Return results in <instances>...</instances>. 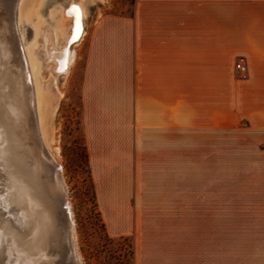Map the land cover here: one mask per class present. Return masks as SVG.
I'll use <instances>...</instances> for the list:
<instances>
[{
    "label": "crops",
    "instance_id": "0c3cea01",
    "mask_svg": "<svg viewBox=\"0 0 264 264\" xmlns=\"http://www.w3.org/2000/svg\"><path fill=\"white\" fill-rule=\"evenodd\" d=\"M81 102L108 234L133 236L135 264H216L215 231L191 254L190 133L241 126L264 146V0H135L97 16Z\"/></svg>",
    "mask_w": 264,
    "mask_h": 264
},
{
    "label": "rangeland",
    "instance_id": "374dc122",
    "mask_svg": "<svg viewBox=\"0 0 264 264\" xmlns=\"http://www.w3.org/2000/svg\"><path fill=\"white\" fill-rule=\"evenodd\" d=\"M41 1L30 19L23 12L18 19L30 27L25 46L33 70L40 73L39 94L45 96L39 101L41 130L49 157L61 163L77 250L83 264H135L133 236H110L97 206L81 102L87 29L103 13H131L135 0H83L85 32L71 45L75 61L66 74L56 76L49 74L53 61L43 58V35L54 29L56 41H63L59 20L70 0ZM190 135L191 208L184 213L189 215L191 254L199 237L215 231L216 264H264V146H249V129L241 126L215 136Z\"/></svg>",
    "mask_w": 264,
    "mask_h": 264
},
{
    "label": "bare ground",
    "instance_id": "6f19581e",
    "mask_svg": "<svg viewBox=\"0 0 264 264\" xmlns=\"http://www.w3.org/2000/svg\"><path fill=\"white\" fill-rule=\"evenodd\" d=\"M21 1L0 0V169L3 172L0 179L4 190L0 194V264H58L59 247L62 252L66 244L69 251L72 231L76 229L72 212L69 218L62 209L66 190L58 178L57 168L61 163L43 150L39 101H44L45 96L39 94L40 73L33 70L25 46L30 27L20 24L18 19L22 12L30 19L42 1L29 0L25 6H21ZM61 16L62 43L56 41L54 29L47 28L43 35V58L46 62L53 61L49 74L55 76L66 74L75 61L76 52L71 45L85 32L83 0H70ZM24 75L30 83L23 97ZM9 86L12 90L7 94ZM27 128L35 144L41 145L39 151L47 157L44 164L31 160L32 149L23 140L28 135ZM77 254L81 260L78 250Z\"/></svg>",
    "mask_w": 264,
    "mask_h": 264
},
{
    "label": "water",
    "instance_id": "95a60500",
    "mask_svg": "<svg viewBox=\"0 0 264 264\" xmlns=\"http://www.w3.org/2000/svg\"><path fill=\"white\" fill-rule=\"evenodd\" d=\"M10 70H12V69H10ZM22 78H24L22 80V96L24 97L25 94L28 93V89H29L28 84L30 83V81H28V80L25 81V78H26L25 75L22 76ZM11 90H12V88H11V86H9L8 89H6V93L7 94H10L11 93ZM1 106H2V104H1ZM27 108H29L28 102H27ZM3 109H4V106H2V110ZM27 117H28V115H27ZM20 131H21V129H20ZM27 132H28V135L23 136V138H24L23 140H24V143L29 148L32 149L31 160L34 161V162H36V163L37 162H41V164H44L45 162H47V159H46L47 157L43 153H41L39 151L40 150L39 147L41 145L40 144H37V143L35 144L33 137L32 136H29V129L28 128H27ZM43 150H44L45 154H47L50 157L52 156L51 153H50V151H49V149H48V147H47V145H46V143H45V148ZM61 169H62V167L57 168L58 178H59L61 184H64L63 177H62V170ZM2 175H3V172L0 169V176H2ZM1 182L2 181L0 179V194H2V192L4 191V190H2L3 189V185L1 184ZM65 193H64V203L62 204V209H63V211L65 213L68 214L69 218H71L70 217L71 206L68 203L67 195ZM6 216L8 217L9 215L6 214ZM72 236L73 237H72V242H71V245H70V249H73V253L70 252L71 251L70 249H69V251L66 250V247H67L66 244L63 245L62 252H61V249L59 247L60 254H59V257L57 258V263L58 264H82L80 258L78 257V254H77L76 238H75V235H74V232L73 231H72Z\"/></svg>",
    "mask_w": 264,
    "mask_h": 264
},
{
    "label": "built area",
    "instance_id": "2783aa9c",
    "mask_svg": "<svg viewBox=\"0 0 264 264\" xmlns=\"http://www.w3.org/2000/svg\"><path fill=\"white\" fill-rule=\"evenodd\" d=\"M236 69L237 72L241 75H245L247 73V64L244 58L241 57L238 59L236 63Z\"/></svg>",
    "mask_w": 264,
    "mask_h": 264
},
{
    "label": "trees",
    "instance_id": "16d2710c",
    "mask_svg": "<svg viewBox=\"0 0 264 264\" xmlns=\"http://www.w3.org/2000/svg\"><path fill=\"white\" fill-rule=\"evenodd\" d=\"M133 254H134V251H133Z\"/></svg>",
    "mask_w": 264,
    "mask_h": 264
}]
</instances>
